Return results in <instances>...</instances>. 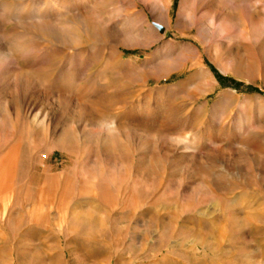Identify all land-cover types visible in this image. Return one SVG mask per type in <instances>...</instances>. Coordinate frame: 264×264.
<instances>
[{
	"label": "rangeland",
	"instance_id": "374dc122",
	"mask_svg": "<svg viewBox=\"0 0 264 264\" xmlns=\"http://www.w3.org/2000/svg\"><path fill=\"white\" fill-rule=\"evenodd\" d=\"M160 1L0 0V264H264V0Z\"/></svg>",
	"mask_w": 264,
	"mask_h": 264
},
{
	"label": "bare ground",
	"instance_id": "6f19581e",
	"mask_svg": "<svg viewBox=\"0 0 264 264\" xmlns=\"http://www.w3.org/2000/svg\"><path fill=\"white\" fill-rule=\"evenodd\" d=\"M145 1V0H144ZM147 2H149V3H151L152 5H156V6H159V7H162V9L164 10V12L166 13V4L163 2H161L160 0H146ZM187 13V8L185 7V8H183V10H182V12H181V16L182 15H185ZM161 15V14H160ZM226 19V18H225ZM224 23H229V20L227 21V20H225V22ZM221 30H220V32L221 31H223L224 30V24L221 26V28H220ZM224 33V32H223ZM161 38V37H160ZM125 41H129V39H127L126 38V40Z\"/></svg>",
	"mask_w": 264,
	"mask_h": 264
}]
</instances>
